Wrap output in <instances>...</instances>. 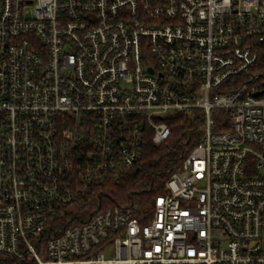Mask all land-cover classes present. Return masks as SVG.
Listing matches in <instances>:
<instances>
[{"label":"built area","instance_id":"obj_1","mask_svg":"<svg viewBox=\"0 0 264 264\" xmlns=\"http://www.w3.org/2000/svg\"><path fill=\"white\" fill-rule=\"evenodd\" d=\"M260 42L264 0H0V264H264ZM177 115L163 193L102 207Z\"/></svg>","mask_w":264,"mask_h":264},{"label":"trees","instance_id":"obj_2","mask_svg":"<svg viewBox=\"0 0 264 264\" xmlns=\"http://www.w3.org/2000/svg\"><path fill=\"white\" fill-rule=\"evenodd\" d=\"M254 48L258 58L252 72L264 76V42L256 43ZM193 123L185 116H172L167 119L170 133L160 145L155 146L145 138L140 159L97 186L102 207L135 205L142 210L149 209L155 196L163 193L167 175L198 140V133L191 131ZM59 233L57 231L54 235Z\"/></svg>","mask_w":264,"mask_h":264},{"label":"water","instance_id":"obj_3","mask_svg":"<svg viewBox=\"0 0 264 264\" xmlns=\"http://www.w3.org/2000/svg\"><path fill=\"white\" fill-rule=\"evenodd\" d=\"M258 93H256L255 95H257Z\"/></svg>","mask_w":264,"mask_h":264}]
</instances>
